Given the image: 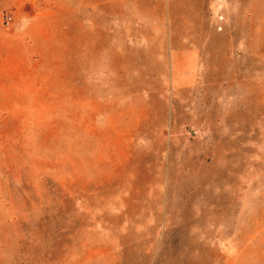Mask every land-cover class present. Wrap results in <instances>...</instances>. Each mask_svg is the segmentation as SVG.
<instances>
[{"label": "rangeland", "instance_id": "obj_1", "mask_svg": "<svg viewBox=\"0 0 264 264\" xmlns=\"http://www.w3.org/2000/svg\"><path fill=\"white\" fill-rule=\"evenodd\" d=\"M193 2L0 0V264H264V0Z\"/></svg>", "mask_w": 264, "mask_h": 264}, {"label": "crops", "instance_id": "obj_2", "mask_svg": "<svg viewBox=\"0 0 264 264\" xmlns=\"http://www.w3.org/2000/svg\"><path fill=\"white\" fill-rule=\"evenodd\" d=\"M193 1H198V0H191ZM204 4L205 9L203 10V15L210 17L211 20V25H212V29L214 28V24L217 23L216 19H214L217 15L218 12L220 11V8L223 7V5L221 4V0H199ZM257 0H250V2H252L253 4L256 2ZM232 0H229V4H231ZM194 3V2H193ZM195 7V5H192V8ZM230 7H232L230 5ZM193 55V54H191Z\"/></svg>", "mask_w": 264, "mask_h": 264}, {"label": "built area", "instance_id": "obj_3", "mask_svg": "<svg viewBox=\"0 0 264 264\" xmlns=\"http://www.w3.org/2000/svg\"><path fill=\"white\" fill-rule=\"evenodd\" d=\"M11 17H7L6 19H5V25L6 26H10L11 25Z\"/></svg>", "mask_w": 264, "mask_h": 264}]
</instances>
